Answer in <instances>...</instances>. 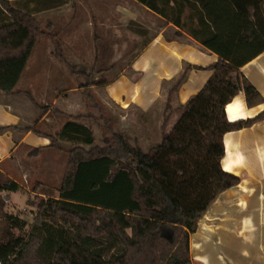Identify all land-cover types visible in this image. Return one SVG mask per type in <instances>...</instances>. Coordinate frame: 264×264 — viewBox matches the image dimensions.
<instances>
[{
	"label": "trees",
	"instance_id": "16d2710c",
	"mask_svg": "<svg viewBox=\"0 0 264 264\" xmlns=\"http://www.w3.org/2000/svg\"><path fill=\"white\" fill-rule=\"evenodd\" d=\"M55 1H33L32 8ZM136 1L218 54L213 74L185 104L175 105L174 97L190 70L202 67L187 64L165 82L174 84L166 95L162 136L147 150L117 132L106 146L94 145L91 127L74 118L65 122L58 138L80 145L56 146L70 156L59 197L40 200L25 237H14L10 229L24 228L26 221L6 215L10 229L0 232V264H193L190 235L219 195L240 183L222 166L224 136L264 119V110L231 121L226 107L240 91L248 107L264 103L240 71L264 51V0ZM0 6V93L25 94L49 110L30 91L16 88L43 31L25 8L6 0ZM10 129L17 126L0 125V133ZM48 137L54 147L56 136ZM21 188L0 169V192Z\"/></svg>",
	"mask_w": 264,
	"mask_h": 264
},
{
	"label": "crops",
	"instance_id": "0c3cea01",
	"mask_svg": "<svg viewBox=\"0 0 264 264\" xmlns=\"http://www.w3.org/2000/svg\"><path fill=\"white\" fill-rule=\"evenodd\" d=\"M133 1L166 24H161L147 44L132 55L128 65L132 75L121 72L106 85V92L124 108L130 105L140 108L148 129L146 140L157 143L161 138L162 111L168 92L165 82L176 79L187 64L202 67L190 70L174 97L176 105L185 104L207 83L213 74L210 66L219 56L173 22ZM45 66L44 61H36L32 51L16 86L30 91L44 105L45 98L34 92L36 79L32 75ZM27 70H31L29 79ZM240 71L264 97V51ZM20 83L25 87L21 88ZM38 110L41 113L37 116ZM263 110L264 103L248 107L243 91L226 107L231 121L252 118ZM50 111L42 112L25 94L0 93V125L17 126L0 133L2 171L9 165H18L21 158L28 161L23 156L26 152L35 155L40 150H51ZM224 143L226 153L222 166L238 175L241 181L223 191L200 219L197 231L191 234V254L199 264H264V119L227 132ZM139 145L145 149L142 140Z\"/></svg>",
	"mask_w": 264,
	"mask_h": 264
},
{
	"label": "rangeland",
	"instance_id": "374dc122",
	"mask_svg": "<svg viewBox=\"0 0 264 264\" xmlns=\"http://www.w3.org/2000/svg\"><path fill=\"white\" fill-rule=\"evenodd\" d=\"M6 1L32 13L43 31L36 39L33 55L46 66L32 76L36 79L34 92L45 98L51 110L48 126L50 134L56 136V145L50 151L40 150L35 155L26 152L23 156L28 161L21 158L18 165L3 170L5 178L17 181L22 188L0 192V232L10 229L6 215L12 214L26 221V226L11 228L10 233L25 237L35 221L40 200L59 197L70 156L56 146L68 150L80 145L57 136L69 119H79L92 128L94 145L106 146L113 132L132 144L142 140L146 150L155 144L146 140L144 112L133 105L124 108L113 102L106 85L123 71L132 75L128 68L132 55L166 23L133 0H58L50 6L45 0ZM33 1H42L47 8L35 10ZM30 72L27 70L26 78ZM173 84L166 83L164 87L169 90ZM39 113L41 110L37 116ZM177 117L176 113L168 128ZM190 255L192 263L199 264L191 254V235Z\"/></svg>",
	"mask_w": 264,
	"mask_h": 264
}]
</instances>
